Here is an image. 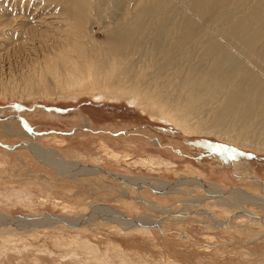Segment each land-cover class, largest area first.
Segmentation results:
<instances>
[{
	"label": "rangeland",
	"instance_id": "374dc122",
	"mask_svg": "<svg viewBox=\"0 0 264 264\" xmlns=\"http://www.w3.org/2000/svg\"><path fill=\"white\" fill-rule=\"evenodd\" d=\"M65 1L0 0V129L8 122L26 129L29 124L38 140L0 136V219L21 224L0 222V264H264V206L259 205L264 190L246 184L245 168L238 165L249 163L264 183V117L240 118L230 129L229 118H215L221 112L215 100L198 118L202 133H189L159 118L146 100L113 99L104 91L112 78L102 70L90 73L94 85H102L99 92H79L66 84L57 88L48 72L41 82L30 74L45 64L40 61L43 38L64 26ZM165 2L173 20L189 18L202 27L193 51L202 52L209 37L264 82V64L246 56L247 49L227 39L194 3ZM120 13L118 7H99L91 0L87 26L81 29L87 31L84 41L93 56L116 59L109 36ZM139 50L143 55L127 54L136 72L126 77L147 75L138 79L143 80L138 87L148 83L155 91L156 81L164 78L154 72L166 73L154 66L153 54L151 60ZM179 59L184 68L170 81L196 64ZM60 81L65 82L63 75ZM238 174H243L240 180ZM239 189L247 197L255 195L257 205L241 202L245 196L236 193Z\"/></svg>",
	"mask_w": 264,
	"mask_h": 264
},
{
	"label": "bare ground",
	"instance_id": "6f19581e",
	"mask_svg": "<svg viewBox=\"0 0 264 264\" xmlns=\"http://www.w3.org/2000/svg\"><path fill=\"white\" fill-rule=\"evenodd\" d=\"M94 1L98 3L99 7H108L111 10L118 7L121 10L120 14L122 16L118 15L121 17L120 22L111 30L113 32L109 36V45H111L116 59L107 58L101 53L93 56L90 53L91 45L84 41L85 38L88 39L87 31L81 28L87 26L85 23L88 22L89 17L87 18L86 13L90 8L91 0H66L65 2L69 7L65 11V19L61 17V23L64 26L57 27V32L55 31V34L49 37H44L45 34L38 33L44 37L43 42L45 41L44 44L40 43V47L44 46L43 54H41L43 58L40 61L45 64L42 67L39 64L38 67H34L35 72H37L30 74L31 76L37 74L40 81L43 82V75L48 72L56 78L57 85H59L57 88L62 87L61 84H66V86L79 92H97L102 85L98 87L94 85L90 73L91 71L102 70L109 78H112V82L109 83L110 87L104 88V91L108 89V92L113 93V99L120 96L131 102L146 100L150 103L149 105L153 106V109L155 108L159 118H166L189 133H202L204 128L200 122L201 118H198L206 110L209 102L215 100H220L221 104V112L215 118L218 120L229 118L228 125L230 129H235V123L240 118H248L253 115L264 117V82L258 78L257 74L250 73V69H247V71L237 60L236 64L231 56L225 55L222 50L220 51L218 42L209 37L207 38L208 35L205 36L207 40L204 39L206 45L203 44L201 47L202 52L193 51L194 46L201 40H198V38L203 35L202 27L189 18H183L181 21L173 20L175 16H170L169 13L172 10H170V5L168 6L165 0H141V2L136 0L137 3H134L135 6L132 5L133 8L129 4H132L134 0ZM189 1L194 3L197 11L204 14L203 17L207 21L216 23L223 28L227 39L237 41L242 50L246 48L248 51L246 56L253 57L254 60L261 63L256 62L260 66L264 64V0ZM165 5L169 8H165ZM116 14L113 16H116ZM174 14L181 16V12L176 10H174ZM168 20L170 22L168 23L169 27L165 25ZM114 21L116 22V20ZM207 21L206 23H208ZM173 33H176V37L172 39L171 34L173 35ZM51 46L52 51L46 53L45 47L50 48ZM211 46H213V50L209 48ZM139 49H144L150 59L152 58L151 54H153L155 61L151 60L155 63L154 66L159 72L161 71L160 73L168 75L165 74L163 77V74L154 72L153 75L157 79L161 78L160 80H162L164 78L162 82H157L158 80L154 79L156 83L160 84L158 89L154 88L155 91L146 85L148 83L138 87L147 75L142 76L143 78L136 76L137 78L134 77V80L126 77L136 70L135 65H133L134 62L129 58L130 52ZM128 53L129 55H127ZM220 53L224 56L222 57ZM139 54L143 55L140 52ZM133 55L131 52V56ZM90 56L93 57L89 60V63L84 61ZM182 57L190 59V62L195 60L196 64L190 65L194 69L191 72H189L191 68L185 70L186 75L184 74L183 77L181 76L182 79L180 78L177 81V78L174 79L176 74L181 68H184L182 62L179 63V58ZM92 59L97 60V63H93ZM260 68H264V66ZM172 73H176L173 78L174 81H170ZM115 74L118 75V78ZM61 75L65 77L63 83L60 81ZM114 77L119 80V83L115 81ZM140 78L142 79L139 81ZM136 79L137 82H134ZM105 86L107 87V85ZM177 88L181 89L180 94L177 93L179 90L175 91ZM172 92L177 93L178 97L176 98L177 95ZM45 93L52 94L47 88ZM193 118H197L198 121L193 123L192 121L195 120ZM28 125L26 129L23 128L20 122L16 124L8 122L6 126H2L0 129V136H19L21 138L27 136L38 142L33 133L29 131L30 127ZM238 165L245 168L244 171L247 174L245 176L247 179L246 184L250 182L252 186L255 185L264 190V183L255 178V171L249 167V163L239 161ZM240 176H243V174H238L235 178L239 179ZM241 183L245 184L244 182ZM170 185L172 184L167 185L168 188L171 187ZM242 191L243 189H239L236 193L245 196ZM242 200L256 204L258 199L254 195L251 197L245 196V198H241V202H243ZM259 205L264 206L263 203ZM5 219H0V222L21 225L19 219H8V221L7 218Z\"/></svg>",
	"mask_w": 264,
	"mask_h": 264
}]
</instances>
